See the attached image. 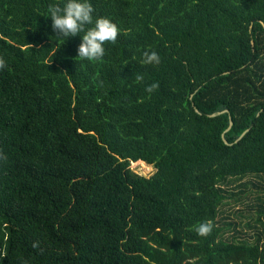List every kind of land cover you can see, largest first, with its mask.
Here are the masks:
<instances>
[{
	"label": "trees",
	"instance_id": "obj_1",
	"mask_svg": "<svg viewBox=\"0 0 264 264\" xmlns=\"http://www.w3.org/2000/svg\"><path fill=\"white\" fill-rule=\"evenodd\" d=\"M91 2L100 63L0 0V264H264V0Z\"/></svg>",
	"mask_w": 264,
	"mask_h": 264
},
{
	"label": "clouds",
	"instance_id": "obj_2",
	"mask_svg": "<svg viewBox=\"0 0 264 264\" xmlns=\"http://www.w3.org/2000/svg\"><path fill=\"white\" fill-rule=\"evenodd\" d=\"M44 17L51 18V29L57 40L67 41L71 37H80L77 47V57L90 63H100L105 59L108 46L118 42L120 29L110 18L95 15L91 0H63L62 4H52ZM142 63L158 65L161 58L156 51H144ZM7 67L6 60L0 56V70ZM137 81L143 76L137 75ZM157 87L150 85L146 90L151 93ZM212 230V225L202 222L196 227L200 236H206Z\"/></svg>",
	"mask_w": 264,
	"mask_h": 264
},
{
	"label": "rangeland",
	"instance_id": "obj_3",
	"mask_svg": "<svg viewBox=\"0 0 264 264\" xmlns=\"http://www.w3.org/2000/svg\"><path fill=\"white\" fill-rule=\"evenodd\" d=\"M131 167L134 171H136L137 173L144 175V176H151L155 171L156 168L153 165H150L146 162H132ZM247 179H253L255 180V177H247ZM245 181V180H243ZM246 201L245 204H236V206H229L226 205L224 208L226 209V212L222 215V217H224V222H230V221H234V222H241L242 226L239 227V229H243V225L245 224V222L248 221V218H245V216H243L242 214H246L249 215L250 214V209L246 206ZM233 208V210H232ZM241 211L238 214L237 213H233L234 211ZM240 214V215H239ZM234 233V232H233Z\"/></svg>",
	"mask_w": 264,
	"mask_h": 264
},
{
	"label": "water",
	"instance_id": "obj_4",
	"mask_svg": "<svg viewBox=\"0 0 264 264\" xmlns=\"http://www.w3.org/2000/svg\"><path fill=\"white\" fill-rule=\"evenodd\" d=\"M232 124V123H231Z\"/></svg>",
	"mask_w": 264,
	"mask_h": 264
}]
</instances>
